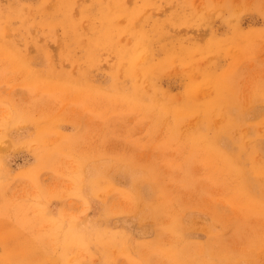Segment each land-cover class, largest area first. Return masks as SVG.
Returning <instances> with one entry per match:
<instances>
[{"label":"rangeland","instance_id":"1","mask_svg":"<svg viewBox=\"0 0 264 264\" xmlns=\"http://www.w3.org/2000/svg\"><path fill=\"white\" fill-rule=\"evenodd\" d=\"M0 264H264V0H0Z\"/></svg>","mask_w":264,"mask_h":264}]
</instances>
